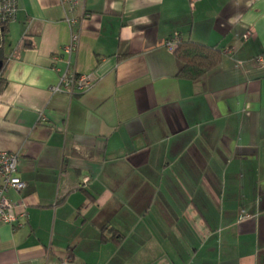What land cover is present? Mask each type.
I'll use <instances>...</instances> for the list:
<instances>
[{"label": "crops", "instance_id": "crops-1", "mask_svg": "<svg viewBox=\"0 0 264 264\" xmlns=\"http://www.w3.org/2000/svg\"><path fill=\"white\" fill-rule=\"evenodd\" d=\"M82 13L70 27L59 0H16L7 22L0 151L19 153L25 186L7 197L28 217L0 221V264H264V0ZM173 32L219 48L218 65L178 76ZM64 71L93 84L52 92Z\"/></svg>", "mask_w": 264, "mask_h": 264}, {"label": "built area", "instance_id": "built-area-1", "mask_svg": "<svg viewBox=\"0 0 264 264\" xmlns=\"http://www.w3.org/2000/svg\"><path fill=\"white\" fill-rule=\"evenodd\" d=\"M79 0H59V4L64 8L68 15L65 17L66 22L70 27L77 25L80 20L88 16L82 13L78 16L73 12ZM199 0H188V6L190 10H193L196 2ZM16 0H0V27L13 18L15 14ZM252 31H248L244 34V37L250 35ZM79 34L71 33L70 40L62 47V53L60 55L70 56L78 44ZM181 39L177 32H173L164 41V46L168 51L173 52L176 46L180 43ZM55 58H59L58 55ZM258 62L264 61V56L259 55ZM93 84L91 74H78L68 73L64 71L60 74L58 83L50 87L52 92H65L69 95L75 92H83L89 89ZM19 160L18 152L0 151V221L9 224L12 227H19L25 224L27 221V211L25 204L22 200L10 201L7 197V192L10 189L21 190L25 186V182L19 177L17 172ZM15 209H20L15 212Z\"/></svg>", "mask_w": 264, "mask_h": 264}, {"label": "trees", "instance_id": "trees-1", "mask_svg": "<svg viewBox=\"0 0 264 264\" xmlns=\"http://www.w3.org/2000/svg\"><path fill=\"white\" fill-rule=\"evenodd\" d=\"M7 22L1 26L0 44H3L2 39L8 32ZM173 54L181 63L178 76L190 80H194L214 68L222 57V51L219 48L192 40H181Z\"/></svg>", "mask_w": 264, "mask_h": 264}, {"label": "water", "instance_id": "water-1", "mask_svg": "<svg viewBox=\"0 0 264 264\" xmlns=\"http://www.w3.org/2000/svg\"><path fill=\"white\" fill-rule=\"evenodd\" d=\"M2 30V27H0V31Z\"/></svg>", "mask_w": 264, "mask_h": 264}, {"label": "rangeland", "instance_id": "rangeland-1", "mask_svg": "<svg viewBox=\"0 0 264 264\" xmlns=\"http://www.w3.org/2000/svg\"><path fill=\"white\" fill-rule=\"evenodd\" d=\"M5 46V45H4ZM0 63H1V60H0Z\"/></svg>", "mask_w": 264, "mask_h": 264}]
</instances>
